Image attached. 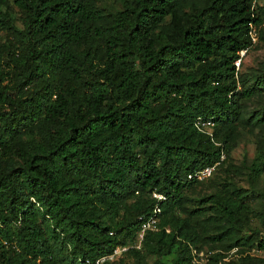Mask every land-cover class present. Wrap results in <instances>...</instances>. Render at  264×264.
<instances>
[{
	"label": "trees",
	"instance_id": "obj_1",
	"mask_svg": "<svg viewBox=\"0 0 264 264\" xmlns=\"http://www.w3.org/2000/svg\"><path fill=\"white\" fill-rule=\"evenodd\" d=\"M263 22L258 0H0V264H86L131 245L153 192L159 229L101 264H200L205 245L256 247L241 264H264L248 189L222 180L188 207L237 169L241 129L255 135L249 183L264 171V105L246 106L264 68L236 66ZM222 152L210 178L188 179Z\"/></svg>",
	"mask_w": 264,
	"mask_h": 264
},
{
	"label": "rangeland",
	"instance_id": "obj_2",
	"mask_svg": "<svg viewBox=\"0 0 264 264\" xmlns=\"http://www.w3.org/2000/svg\"><path fill=\"white\" fill-rule=\"evenodd\" d=\"M259 5L264 3L263 0H258ZM12 16L15 18V22L20 26V15L16 9L11 10ZM253 45L250 49L246 50L243 55L240 54V65L237 66L240 72H246L247 74H253L255 71L264 68V22L258 27L252 28ZM264 105V93H260L251 97L246 106L248 110H253L259 106ZM240 137L237 145L231 151L232 163L237 167L235 171L228 172L227 174L222 172L217 176H214L215 182L204 181L201 185H198L191 193H188V207L194 208L201 206L198 200L210 194L213 191V187L217 182L222 180H228L237 186L246 188L249 190V200L254 208L255 215L250 221L249 228L246 229L247 234H257L258 238L264 237V171L261 174L259 180L252 185L247 179V166L255 156L256 142L255 135L250 129H241ZM257 132V130H255ZM221 252L224 254L222 261L218 264H241L242 256L246 254L260 256L263 252L257 250L256 247L241 248L233 247L230 250H215L211 251L207 245L203 247V250L199 253V258L195 260L200 264H205L208 257L212 253ZM174 253L162 258L163 264H172ZM153 259L150 260L152 264ZM154 264V263H153Z\"/></svg>",
	"mask_w": 264,
	"mask_h": 264
},
{
	"label": "built area",
	"instance_id": "obj_3",
	"mask_svg": "<svg viewBox=\"0 0 264 264\" xmlns=\"http://www.w3.org/2000/svg\"><path fill=\"white\" fill-rule=\"evenodd\" d=\"M250 33H251L252 40H253L254 37L252 35V31H250ZM245 51H246L245 49L241 50L240 51L241 55H243V53ZM240 60L241 59H238L236 61V66H239ZM195 126L199 132L207 134L210 137H212V133H213L212 127L214 126V121L212 119H205V118L198 117L197 120L195 121ZM224 159H225V154L222 152L221 156H220V160L218 162H216L213 165L206 166L202 169L196 170L195 172L188 175V179L201 181V180H205V179L210 178L212 176V174L214 173V171L216 170L217 166ZM152 196H153V198H155L157 200V203L154 205L153 210L149 216L139 218L140 219V229L137 233L135 242L131 245L117 246L111 254L106 255V256H102V257L96 259L95 261L86 260L85 261L86 264H101L105 259H111L114 256H116L122 252H125L130 247L141 248L142 240L144 238L145 233L147 231H157L159 229V227H158V225H159V214L161 212L159 202L165 200V196L161 193H156V192H153ZM166 231H169V230L166 229Z\"/></svg>",
	"mask_w": 264,
	"mask_h": 264
}]
</instances>
